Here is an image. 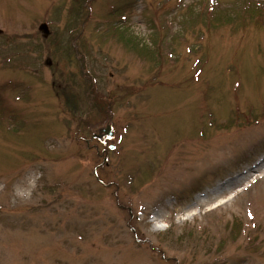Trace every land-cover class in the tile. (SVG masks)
Masks as SVG:
<instances>
[{"label":"rangeland","instance_id":"rangeland-1","mask_svg":"<svg viewBox=\"0 0 264 264\" xmlns=\"http://www.w3.org/2000/svg\"><path fill=\"white\" fill-rule=\"evenodd\" d=\"M0 264H264V0H0Z\"/></svg>","mask_w":264,"mask_h":264},{"label":"water","instance_id":"water-1","mask_svg":"<svg viewBox=\"0 0 264 264\" xmlns=\"http://www.w3.org/2000/svg\"><path fill=\"white\" fill-rule=\"evenodd\" d=\"M113 133L111 132V128L109 126L106 127H101L96 131V134L93 135V138H102V137H107L111 138Z\"/></svg>","mask_w":264,"mask_h":264},{"label":"snow or ice","instance_id":"snow-or-ice-1","mask_svg":"<svg viewBox=\"0 0 264 264\" xmlns=\"http://www.w3.org/2000/svg\"><path fill=\"white\" fill-rule=\"evenodd\" d=\"M249 216H251V213H249Z\"/></svg>","mask_w":264,"mask_h":264},{"label":"flooded vegetation","instance_id":"flooded-vegetation-1","mask_svg":"<svg viewBox=\"0 0 264 264\" xmlns=\"http://www.w3.org/2000/svg\"><path fill=\"white\" fill-rule=\"evenodd\" d=\"M101 141H103V140H101Z\"/></svg>","mask_w":264,"mask_h":264}]
</instances>
